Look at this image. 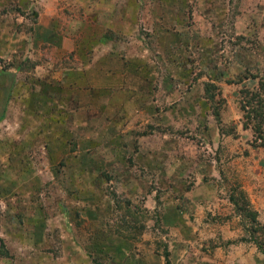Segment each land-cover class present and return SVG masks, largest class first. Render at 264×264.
Here are the masks:
<instances>
[{
  "label": "rangeland",
  "instance_id": "1",
  "mask_svg": "<svg viewBox=\"0 0 264 264\" xmlns=\"http://www.w3.org/2000/svg\"><path fill=\"white\" fill-rule=\"evenodd\" d=\"M262 67L264 0H0V264H264Z\"/></svg>",
  "mask_w": 264,
  "mask_h": 264
},
{
  "label": "trees",
  "instance_id": "2",
  "mask_svg": "<svg viewBox=\"0 0 264 264\" xmlns=\"http://www.w3.org/2000/svg\"><path fill=\"white\" fill-rule=\"evenodd\" d=\"M19 26V25H17ZM28 29V27H26ZM111 35H108L107 33H105L106 35H104L103 37L106 39H114L113 33H111L110 31L108 32ZM101 38V37H100ZM30 60V57L24 56L20 62H19V67H22L23 65H25L26 63H28V61ZM62 61H64V59H62ZM65 62V61H64ZM67 63V61H66ZM33 63H31L32 65ZM68 64V63H67ZM28 65V64H27ZM26 65V66H27ZM25 66V68H26ZM69 68H73L71 66H69ZM60 70H64L61 65L59 66ZM247 74V78L250 77L251 79L253 78L255 80V84H253L252 86H245L242 85L238 88L237 93H238V102H239V108L241 109V113H242V126L246 127L247 126V122H252V131L253 133L258 134V136L256 138H260V130L262 128V122L264 121V67H262L261 69L258 68L254 73H248V71H246ZM240 79V78H239ZM238 79V80H239ZM54 82H58V80L54 81ZM204 89L207 92V97L211 100L213 98V94L214 91L209 92V87L207 86H214V84L212 83H205ZM74 104V103H73ZM76 104V102H75ZM73 105L72 107L75 109L76 105ZM62 124L65 126L66 128H68L67 124H64V122L62 121V119H59ZM70 120H72V117L70 116ZM108 120L107 117H105V115L103 113H99V115H97L95 118H91L90 117H86V125L90 126L92 125L94 128H100L102 122H106ZM99 122V123H98ZM73 129H75V127H71ZM228 199L237 207V202L234 201L233 199H231L230 197H228ZM240 205H238L239 207ZM241 209L240 214H242L243 216H245V213L242 209V207H239ZM244 210H246L244 208ZM239 212V211H237ZM138 214V213H137ZM136 213L131 214V219L132 221L136 222V224L133 225H129V223H127V225L130 227V230H134V229H142L143 228V218L146 217L145 215H140V217L137 215ZM253 212H250V215H252ZM139 217V218H138ZM154 222H157V219H154ZM143 224V225H142ZM130 231V232H131ZM249 240L252 241V243L254 244V246L257 248V251L264 257V248H262V244L260 242V238L257 237L255 234L250 233L249 236Z\"/></svg>",
  "mask_w": 264,
  "mask_h": 264
}]
</instances>
